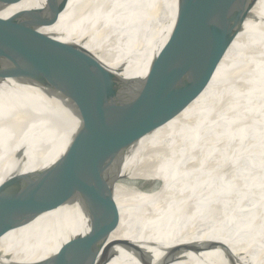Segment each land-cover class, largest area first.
Returning <instances> with one entry per match:
<instances>
[{"label": "bare ground", "instance_id": "6f19581e", "mask_svg": "<svg viewBox=\"0 0 264 264\" xmlns=\"http://www.w3.org/2000/svg\"><path fill=\"white\" fill-rule=\"evenodd\" d=\"M7 1L3 19L46 0ZM128 1L62 0L41 32L88 54L104 52L99 59L110 70L142 78L171 30L176 0L168 1L164 21L153 17L163 5L155 0L102 23L106 11ZM253 13L262 23L244 25L192 103L125 161L120 176L164 186L147 194L127 182L115 187L118 216L101 264H264V0ZM64 23L73 32L60 38ZM18 66L9 54L3 72ZM88 117L86 105L61 88L2 82L0 183L52 164ZM86 231L78 209L49 210L5 228L0 264H58Z\"/></svg>", "mask_w": 264, "mask_h": 264}, {"label": "water", "instance_id": "95a60500", "mask_svg": "<svg viewBox=\"0 0 264 264\" xmlns=\"http://www.w3.org/2000/svg\"><path fill=\"white\" fill-rule=\"evenodd\" d=\"M168 1L153 14L159 22L166 18ZM257 1L176 0L171 30L142 78L110 70L99 59L104 52L88 54L43 34L62 0L0 17V50H12L0 54V84H51L89 109L76 137L52 164L0 183V236L9 226L71 206L81 213L87 231L70 241L58 264H101L118 216L115 187L129 179L120 176L125 161L139 141L192 103L244 25L259 20L253 13ZM10 4L0 0V13ZM9 54L21 66L4 73Z\"/></svg>", "mask_w": 264, "mask_h": 264}, {"label": "rangeland", "instance_id": "374dc122", "mask_svg": "<svg viewBox=\"0 0 264 264\" xmlns=\"http://www.w3.org/2000/svg\"><path fill=\"white\" fill-rule=\"evenodd\" d=\"M153 1V2H152ZM155 0H130L126 2L125 4H122L116 9L108 10L103 14L102 17V23H107L113 19L130 15L131 13L133 15H136L139 11H141L146 6L154 3ZM142 7V8H141ZM66 23L63 25H60L62 30H58L57 33L60 38L68 36L71 32V30H66ZM127 183L133 184L130 189L133 192L138 193H153L159 191L164 186L163 180H127Z\"/></svg>", "mask_w": 264, "mask_h": 264}]
</instances>
